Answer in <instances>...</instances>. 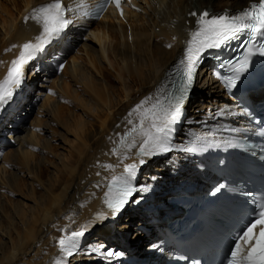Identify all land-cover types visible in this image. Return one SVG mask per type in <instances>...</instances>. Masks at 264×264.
<instances>
[{
    "label": "bare ground",
    "instance_id": "bare-ground-1",
    "mask_svg": "<svg viewBox=\"0 0 264 264\" xmlns=\"http://www.w3.org/2000/svg\"><path fill=\"white\" fill-rule=\"evenodd\" d=\"M40 1L44 0H0V79L19 50L11 46L34 41V34L39 33V26L31 20L25 22L24 17ZM212 1L133 0V7H128L121 17L108 11L102 18L87 22L88 30L82 34L68 29L77 45L67 54L59 74L51 75L37 65L25 67L30 81L24 97L11 108L0 107V127L12 117L6 127L16 136L14 145L4 144L8 137L0 128V264H53L60 229H76L90 221L86 231L90 242L136 251L144 247L153 234L146 213L130 211L118 218L108 214L100 193L112 172L100 165H119L115 172L123 170L112 154L117 133L131 126L128 119L136 121L135 114L128 116L136 104L165 91L171 69L183 56L185 42L194 30L196 17L189 13H198L203 7L211 12L241 8L249 0ZM168 44L172 47H166ZM56 48L53 47L56 54L64 53ZM79 75H84L83 79L79 80ZM74 87L81 88L87 97L83 107L89 113L82 112L86 120L75 119L58 102H76ZM51 93L57 95V100H51ZM223 97L216 82L196 72L191 95L185 101L187 118L195 119L218 106ZM40 98L29 127H25L21 115ZM196 98L197 103L190 106ZM199 103L201 106H197ZM68 135L72 140H63ZM52 136L66 144V149H55L50 143ZM133 151L125 163L137 161ZM172 163L168 158L147 161L143 179L152 173L156 177L167 174L164 171ZM190 168L183 162L178 171ZM97 184L101 187H94ZM1 191L15 199L5 200ZM97 212H104L106 218L94 220ZM128 224L140 229L132 242L126 239ZM70 259L75 260L74 264H100L94 257L88 263L77 255Z\"/></svg>",
    "mask_w": 264,
    "mask_h": 264
},
{
    "label": "snow or ice",
    "instance_id": "snow-or-ice-1",
    "mask_svg": "<svg viewBox=\"0 0 264 264\" xmlns=\"http://www.w3.org/2000/svg\"><path fill=\"white\" fill-rule=\"evenodd\" d=\"M130 2V0H129ZM111 4L123 15L121 0H101L94 10H88L83 0H80L75 7H66L62 0H49L48 3L33 7L30 13L25 15L24 21H34L39 26V33L34 41H28L21 45L13 44L12 48H19V54L11 60L7 67L6 74L0 79V107L6 105L14 96L25 79V65L31 61L35 55L41 51L53 39L59 36L72 21L67 18L68 13L83 17L99 18V15ZM189 15L197 17L195 23L197 27L189 33V38L185 42L183 56L176 65L179 81L173 82L172 89L165 94L155 97L149 96L141 100L129 111L128 116H136V121L128 119L131 127L120 136L118 146L112 149V154L116 155L123 170L117 174L115 168L119 165H100L105 170L111 171L112 175L103 185L105 191L102 196V203L108 209V214L116 216L126 204L129 198L136 191H147V185L140 189L133 186V179L136 176L139 166L158 154L167 153L173 150L170 145V133L172 126L180 119L185 101L192 88L194 77L198 65L203 55L210 49H220L231 40L237 39L241 33H248L249 39L244 41L240 47L245 51L236 63L228 62L231 75L221 77L222 83L228 91L237 87V82L241 79L249 67V62L254 55L264 57V0L252 3L238 13L210 14L208 11ZM175 39V37L173 38ZM259 40V43L257 41ZM166 47H172L171 44ZM6 49L5 51H10ZM221 67H224L222 64ZM60 70L63 64L59 65ZM227 106L216 112L217 116L226 114ZM232 131H235L233 129ZM135 150L137 161L125 163L130 157L128 153ZM183 151L195 152L203 150L196 147L182 149ZM100 173L97 172V176ZM94 187H101L97 184ZM225 185H219L215 191H220ZM243 195L253 197L252 192H245ZM254 205L252 218L244 228L234 237L228 255L223 264H264V197L251 200ZM106 214L97 212L94 220H104ZM91 221L81 224L76 229L61 228L62 233L56 241L60 257L54 264H64V261L77 253L80 249L81 238L91 226ZM100 248L103 245L99 246ZM99 251V248L92 249ZM107 257L122 255L121 252L111 250L104 253Z\"/></svg>",
    "mask_w": 264,
    "mask_h": 264
},
{
    "label": "rangeland",
    "instance_id": "rangeland-1",
    "mask_svg": "<svg viewBox=\"0 0 264 264\" xmlns=\"http://www.w3.org/2000/svg\"><path fill=\"white\" fill-rule=\"evenodd\" d=\"M230 1V0H229ZM224 2V1H223ZM218 2H217V0H214V1H212V4H217ZM67 58V57H66ZM143 60V58H141V61ZM83 77H84V75H79L78 76V79L79 80H81V78L83 79ZM98 82V81H97ZM37 87H39V85H40V83L38 82L37 84ZM113 86L114 87H116L117 85H116V83L115 82H113ZM71 88H73V86L71 85V82H70V89ZM37 89V88H36ZM38 90V89H37ZM74 93H75V95H76V102H78V101H80V103H76V102H60L59 100H58V102L65 108V109H67V111L68 112H72L73 113V116L75 117V119H78V120H84L85 119V117H86V115H84L82 112L84 111V112H88V111H86V109L83 107V104L85 105V102L84 101H86V99H87V97L83 94V92H82V90H81V88H76V87H74ZM53 94V95H52ZM201 94H203V92L201 93ZM34 95V94H33ZM51 95H52V97H51V100L52 99H54V100H57V98L58 97H56L57 95L55 94V93H51ZM115 97V96H114ZM39 98V97H38ZM197 99L198 98H196V100H194V101H192V103H190V106L193 104V103H197ZM40 100H42V99H38V101L35 103V105L33 106V108L30 110V112H29V115L26 117V120H25V122H24V126H26V125H29V123L32 121V119H33V117H34V115H35V111H36V108H37V105H38V103L39 102H41ZM71 104V105H70ZM206 104V102H204V105ZM74 105V106H73ZM197 106H201V104L199 103ZM79 107V108H78ZM76 108V109H75ZM196 109V108H195ZM75 113H76V115H75ZM89 113V112H88ZM83 115V116H82ZM80 118V119H79ZM86 120V119H85ZM91 120V119H90ZM89 120V121H90ZM52 126V125H51ZM53 129H55V130H57L55 127H53ZM7 136H9L10 137V134L9 135H7ZM54 136H52L51 138H50V143L53 145V147L55 148V149H58L59 151H61V149H59L60 147H62V148H64V149H66V147H67V145L66 144H63V143H61V141H59L58 139H56V137H54ZM66 138V139H65ZM15 139H16V136H15ZM54 139V140H53ZM56 140V141H55ZM63 140H66V141H68V140H72V136L71 135H68V136H65L64 138H63ZM16 143V140L12 143V145H14ZM13 148V147H12ZM58 150H56V151H58ZM65 151H63L62 150V153H64ZM1 158H2V156H1ZM0 165H1V161H0ZM6 166V169H8V167H7V165H5ZM158 167H160V166H158ZM7 171V170H6ZM27 179H25V181H26ZM27 181H29V180H27ZM0 189H1V186H0ZM3 189V188H2ZM2 193H3V196H5L4 197V199L6 200L7 198H9V197H11V196H6V193H5V191H1ZM13 197V196H12ZM9 198L10 200L12 199L13 200V198ZM15 199V198H14ZM3 203H5V202H3ZM123 224H125V223H123V220H122V225ZM128 226H129V228H130V231H129V229H128V231H127V238L126 239H129V242H132V238H135L136 237V235H137V233H139L140 232V229L138 228V226L137 225H135V224H128ZM138 229V230H137ZM142 238H143V236H142ZM139 242H141V240L139 241Z\"/></svg>",
    "mask_w": 264,
    "mask_h": 264
}]
</instances>
